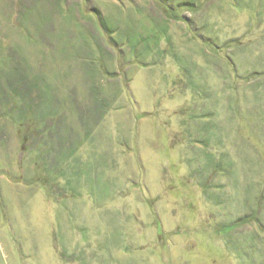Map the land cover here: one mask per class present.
Segmentation results:
<instances>
[{
    "label": "rangeland",
    "instance_id": "obj_1",
    "mask_svg": "<svg viewBox=\"0 0 264 264\" xmlns=\"http://www.w3.org/2000/svg\"><path fill=\"white\" fill-rule=\"evenodd\" d=\"M0 264H264V0H0Z\"/></svg>",
    "mask_w": 264,
    "mask_h": 264
},
{
    "label": "trees",
    "instance_id": "obj_2",
    "mask_svg": "<svg viewBox=\"0 0 264 264\" xmlns=\"http://www.w3.org/2000/svg\"><path fill=\"white\" fill-rule=\"evenodd\" d=\"M106 98L103 96V97H101V99L99 98V100H98V102L96 103V105H102V107H104L103 105H104V100H105ZM106 104V103H105ZM44 114H45V111H44ZM88 118L89 117H93V116H95V114H88V115H86ZM52 117H54L53 116V112H52ZM46 119V118H45ZM45 119H44V121H45ZM51 121H53V118L51 119ZM49 131V130H48ZM47 131V132H48ZM51 133V132H50ZM41 136H42V134H40V137L37 139V140H35L36 142H35V145H36V143H37V141L38 142H40V140H43L44 141V138H41ZM60 141V140H59ZM67 141H68V144H67V146L65 147V149H63V151H61L60 153H58V156L57 157H55L54 159V163H59L60 162V166H59V168H60V170H61V172H63L64 173V169H63V165H62V161L65 159H67V160H69V158L70 157H72L73 156V153H75L74 151L72 152V150H70V139H67ZM42 142V141H41ZM44 143H45V141H44ZM61 143H62V141H61ZM35 147V146H34ZM67 149H69L70 150V153H67ZM52 151H46V154H49V158H50V155L52 154L51 153ZM67 153V154H66ZM60 154V155H59ZM52 156V155H51ZM47 160V156H46V158H45V161ZM46 165H47V167L49 166L47 163H46ZM52 165V164H51ZM51 166H49V168H50ZM55 167H58V164L57 165H55ZM75 167H78V166H76L75 165ZM52 168V167H51ZM52 170V169H51ZM78 168H76L74 171H73V173H77L78 172ZM65 255H66V253H65Z\"/></svg>",
    "mask_w": 264,
    "mask_h": 264
}]
</instances>
